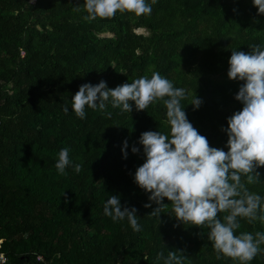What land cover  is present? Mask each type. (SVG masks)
Masks as SVG:
<instances>
[{"label":"trees","instance_id":"1","mask_svg":"<svg viewBox=\"0 0 264 264\" xmlns=\"http://www.w3.org/2000/svg\"><path fill=\"white\" fill-rule=\"evenodd\" d=\"M84 3L0 0V251L7 264H163L157 253L169 250L183 251L184 264H238L218 260L209 229L179 223L167 199L160 216H149L157 205L134 182L145 159L137 142L146 131L170 135L163 101L139 112L132 102V112H121L110 98L104 111L86 106L83 120L71 106L84 83L115 88L159 72L188 90L181 101L188 120L212 147L227 151L221 128L243 107L235 99L243 82L229 79L228 61L232 49L264 45V14L253 0H156L150 15L117 11L85 21ZM196 95L203 103L194 111ZM65 147L80 173L57 171ZM257 171L260 182L246 186L264 196V167ZM113 194L138 209L140 232L104 215ZM238 219L237 235L264 231L259 221ZM250 264H264V253Z\"/></svg>","mask_w":264,"mask_h":264},{"label":"clouds","instance_id":"2","mask_svg":"<svg viewBox=\"0 0 264 264\" xmlns=\"http://www.w3.org/2000/svg\"><path fill=\"white\" fill-rule=\"evenodd\" d=\"M156 0H152L154 4ZM35 3V0H31ZM152 4L147 0H85L83 10L85 21L114 18L117 11L134 13L136 16L150 15ZM258 15L264 14V0H253ZM73 11L80 12V6ZM233 11H236L234 9ZM248 52L232 49L229 58L228 77L241 81L235 99L243 105L241 110L227 118V128H221L228 136L227 151L212 147L208 139L188 120L181 101L188 99V90L175 87L174 83L159 72L151 77L141 76L115 88H109L101 80L97 84L84 83L72 97V110L79 119H86V106L104 111L111 98L112 107L121 112L146 110L150 104L163 101L166 107V121L170 125V135L160 131L143 132L138 144L143 146L144 162L134 175V182L148 193V200L157 207L149 216H160L162 210L171 204L174 217L181 224L199 228L207 227L208 240L219 260L222 257L250 264L259 254L264 253V231L240 232L238 218L249 224L259 221L264 224V196L251 192L246 185L260 182L264 167V45L253 44ZM203 101L197 95L191 99L193 110L201 107ZM63 111L68 113L69 108ZM128 140L123 141V158H128ZM133 154L140 148L131 147ZM55 167L61 175L72 167L78 174L82 165L74 164L69 156V148L58 152ZM246 177V180H242ZM167 199L170 203H164ZM151 208L152 203H145ZM104 215L113 222L127 220L135 232L141 231L138 209L122 205L118 194H113L104 203ZM227 213L223 219L220 213ZM181 253V254H178ZM183 251L158 252L157 262L163 264H184Z\"/></svg>","mask_w":264,"mask_h":264},{"label":"built area","instance_id":"3","mask_svg":"<svg viewBox=\"0 0 264 264\" xmlns=\"http://www.w3.org/2000/svg\"><path fill=\"white\" fill-rule=\"evenodd\" d=\"M0 247H1V242H0ZM38 260L43 261L42 257H39ZM7 263H8L7 256L0 251V264H7Z\"/></svg>","mask_w":264,"mask_h":264}]
</instances>
